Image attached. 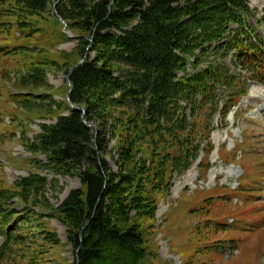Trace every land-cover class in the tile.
I'll list each match as a JSON object with an SVG mask.
<instances>
[{"label": "trees", "instance_id": "16d2710c", "mask_svg": "<svg viewBox=\"0 0 264 264\" xmlns=\"http://www.w3.org/2000/svg\"><path fill=\"white\" fill-rule=\"evenodd\" d=\"M52 11L76 32L81 59L90 47L70 76L71 103L83 110L69 107L39 137V148L55 169L76 174L84 187L70 193L58 217L68 228L69 244L75 250L81 246L79 264H140L148 249L130 210L150 217L155 208L149 196L129 198V192L134 186L146 192L149 180H144L155 172L156 156L166 165L175 159L169 149L189 145L183 153L195 151L188 141L196 130L191 127L194 117L220 111L225 118L246 95L249 81L264 85V38L248 22L254 14L248 0H0V19H15L21 28ZM229 59L241 72H231ZM43 67L26 75L24 88L44 86ZM47 96L51 114L57 102ZM23 102L34 107L29 99ZM115 139L122 161L119 174L105 158ZM142 141L155 154L151 168L135 161ZM44 184L36 175L18 188L37 191ZM10 195L15 192L4 193ZM5 209L0 202L4 227L10 219ZM22 230L18 228V238L25 237ZM5 236L1 256L16 242L7 232ZM45 240L55 242L56 235Z\"/></svg>", "mask_w": 264, "mask_h": 264}, {"label": "rangeland", "instance_id": "374dc122", "mask_svg": "<svg viewBox=\"0 0 264 264\" xmlns=\"http://www.w3.org/2000/svg\"><path fill=\"white\" fill-rule=\"evenodd\" d=\"M248 1L254 12L248 22L264 36V0ZM30 23L21 28L15 19H0V202L10 215L5 227L0 218V251L6 232L16 241L0 255V264H75L77 254L57 211L73 190L84 187L76 174L55 169L39 148V137L44 126L69 113L67 77L81 61L82 46L55 11ZM227 64L239 71L230 59ZM37 65L44 66V86L24 88V78ZM47 95L57 102L51 114ZM26 99L34 107L25 105ZM191 122L196 130L188 141L195 151L183 153L189 145L169 149L175 159L166 165L156 156L155 172L144 180H149L146 192L136 186L129 192V198L149 196L155 208L150 217L130 210L148 249L140 264H264V87L250 83L248 96L226 119L203 111ZM116 140L108 143L105 158L119 174ZM138 146L135 161L151 168L154 152L146 142ZM36 175L45 179L37 191L18 188ZM8 190L15 196H4ZM18 228L25 237L18 238ZM48 232L55 242L45 240Z\"/></svg>", "mask_w": 264, "mask_h": 264}, {"label": "water", "instance_id": "95a60500", "mask_svg": "<svg viewBox=\"0 0 264 264\" xmlns=\"http://www.w3.org/2000/svg\"><path fill=\"white\" fill-rule=\"evenodd\" d=\"M74 70H75V69H72L71 72H70V74L68 75V77H67V80H68V81L70 80V76H71V74H72V72H73ZM69 96H70V95H69ZM72 108L75 109V110H77V111L82 109V108H80V107H76V106H72ZM86 125H87L89 128L94 129L95 132H96V134H97V129H96L94 126H92V125H90V124H87V122H86ZM82 232H83V230L80 232V238H82V235H83ZM80 249H81V246H80L79 249L77 250V260H76V264H79L78 253H79Z\"/></svg>", "mask_w": 264, "mask_h": 264}]
</instances>
